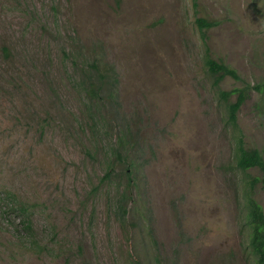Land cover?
I'll list each match as a JSON object with an SVG mask.
<instances>
[{
	"label": "rangeland",
	"instance_id": "rangeland-1",
	"mask_svg": "<svg viewBox=\"0 0 264 264\" xmlns=\"http://www.w3.org/2000/svg\"><path fill=\"white\" fill-rule=\"evenodd\" d=\"M1 45L0 264H255L244 194L264 209V187L235 165L220 91L251 86L237 123L264 156V0H0ZM206 49L242 81L215 86ZM91 62L118 79L107 133L72 84ZM124 123L140 165L120 219L101 153Z\"/></svg>",
	"mask_w": 264,
	"mask_h": 264
},
{
	"label": "trees",
	"instance_id": "trees-1",
	"mask_svg": "<svg viewBox=\"0 0 264 264\" xmlns=\"http://www.w3.org/2000/svg\"><path fill=\"white\" fill-rule=\"evenodd\" d=\"M195 23L204 36L206 28L215 24L205 18H195ZM1 51L5 56H9L11 51L5 46H0ZM207 50V49H206ZM66 54L65 51H63ZM94 62L89 63L86 70L81 69L80 77L73 79V86L79 94L85 99L84 107L86 110H96L100 114L98 119H95L90 128L100 123L104 128V133H107V128L111 127L108 115L117 114L120 102L118 101V79L114 67L111 65L106 68H100ZM204 65L208 72L214 77L215 86H218L220 81L225 76H230L236 80H241L240 76L234 68L223 61H216L209 54L208 50L204 57ZM251 86L248 83H243L241 87H233L227 91H220L221 98L224 99L226 106V116L229 125L232 128V133L235 139L234 161L236 167L246 173V186L252 189L253 186L259 183L264 187V156L262 152L255 147H245L243 141V133L237 123V112L240 106L248 97ZM234 96V100H230ZM104 110V113H100ZM120 125V126H119ZM130 126L128 123L118 124L115 136L108 142V148L101 153L103 162L102 179L106 181L119 178L123 180V189L118 192V197L115 203L116 212L120 219L127 216L129 209L127 201L130 199L129 193L133 190L138 193L137 174L139 171L138 151L131 145L133 137L130 134ZM98 149L88 151L90 156L96 155ZM255 169L257 174L250 176L248 171ZM245 203V221L248 228V246L254 257L255 264H264V209L256 200L250 190H246L244 194ZM23 215L27 214L24 207L19 206ZM24 230L31 235V245L37 252H42L46 246L41 245L33 236L32 229L29 223H24ZM151 232V230H150ZM154 237L151 233V237ZM83 264H88L83 260ZM132 264H143L140 259H134ZM157 264V263H155Z\"/></svg>",
	"mask_w": 264,
	"mask_h": 264
}]
</instances>
